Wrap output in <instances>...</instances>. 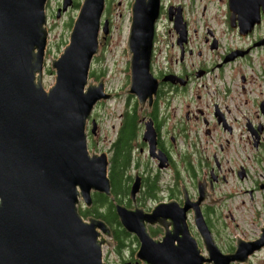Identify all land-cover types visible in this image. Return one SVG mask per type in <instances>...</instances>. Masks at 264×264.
<instances>
[{
    "label": "water",
    "instance_id": "water-1",
    "mask_svg": "<svg viewBox=\"0 0 264 264\" xmlns=\"http://www.w3.org/2000/svg\"><path fill=\"white\" fill-rule=\"evenodd\" d=\"M47 1L0 0V264H104L102 246L110 238L109 229L101 220L84 221L77 207L80 201L90 205L91 193L110 197L108 160L105 155H89L86 143V124L94 106L112 98L104 92L103 81L89 83L90 65L100 50L99 33L109 32V21L101 24L105 0H83L68 45L58 58H49L54 84L45 90ZM71 5V0H63L56 17ZM260 8L264 13V2L258 0L229 1L231 14L239 15L241 36L260 23ZM159 12L160 0H133L131 5L126 93L140 105L151 102L158 88L150 61ZM214 116L226 128L221 115ZM248 129L257 147L262 128ZM143 139L154 155V130L146 127ZM238 177L244 176L240 172ZM201 184L194 219L205 255L184 222L185 209L183 217L176 218L172 204L158 205L148 215L116 206L121 226L139 240L136 257L144 264H245L264 249L261 227L259 239H236L234 253L219 251L199 208ZM138 191L136 179L131 197ZM168 217L174 221L171 229L164 223ZM154 222L165 230L161 242L146 233V224Z\"/></svg>",
    "mask_w": 264,
    "mask_h": 264
},
{
    "label": "flooded vegetation",
    "instance_id": "flooded-vegetation-1",
    "mask_svg": "<svg viewBox=\"0 0 264 264\" xmlns=\"http://www.w3.org/2000/svg\"><path fill=\"white\" fill-rule=\"evenodd\" d=\"M229 1L161 0L151 59V70L158 81V88L152 101L140 105L134 95L122 93L124 101L117 114L118 121L110 127L114 132L113 138L108 137L107 132L103 130L105 122L110 123L116 119L113 113L104 111L108 101L100 102L97 105L98 112L88 120L86 139L89 153L96 156L105 155L110 167L111 160L117 155L116 144L121 130L135 108L136 136L129 142V152L126 151L129 158V167L124 172L128 188L126 194L121 196L118 202L112 194L109 197L101 193H91L90 205H85L83 201L78 205V213L83 219L85 217V220H101L96 216V212L110 218L109 224L101 220L110 233V238L105 244V254L103 251L104 264H144L136 257L140 247L139 240L121 226L116 212L117 205L130 212L139 210L137 215H148L158 205L172 204V208L177 212L176 218L183 217L182 210L185 209L184 222L191 236L197 243L202 244L194 219V206L200 197L197 186L202 183L204 192L199 208L207 228L213 235L215 220H211V215L225 198L224 195L214 193L213 184L224 181L227 176L222 172L227 170H223L224 160L209 152V145L218 140L220 125L214 118L217 106L212 103V97L203 82L204 77L210 72L230 67V81L238 85L243 92L254 96L259 111L264 109V70H260L259 80L243 75L242 70L244 65L250 68V59L264 51V43H261L264 40V14L260 8V24L243 37L240 35L239 15L231 14ZM74 4L72 0V7ZM220 6L224 9L221 10ZM59 8H56V12ZM230 34L240 41L238 45L229 42ZM245 40H249L248 45L244 44ZM254 44L258 47L253 48ZM235 56L238 57L232 59ZM118 99L113 96L111 100ZM93 120L96 127L92 131L90 123ZM146 127L152 128L156 134L154 155L149 153V142L143 139ZM198 134L202 135L203 144L198 141ZM199 166L204 170L200 179L197 177ZM214 175L218 177L217 181L213 180ZM136 179L139 182V191L132 198L130 189ZM243 193L250 195L248 198L246 195L242 198L249 201L257 193H261V197L264 195L259 184L258 188L244 190ZM96 196L110 202L111 208L102 201L95 205ZM254 214L257 215L255 208ZM112 216L116 218L114 221L111 220ZM173 222L169 217L164 219V223L170 225L169 229L173 227ZM251 222L256 232L240 233V236L230 238L228 241L231 247L227 253H234L236 237H240L242 241L259 239L264 221L256 218L251 219ZM236 227L237 224H234V228ZM146 233L152 241L161 242L165 230L162 225L154 222L153 225L146 224ZM256 233L258 235L252 237ZM214 243L216 244L215 240ZM216 245L218 247V244ZM261 253H264V249L249 257L246 264H251L253 257Z\"/></svg>",
    "mask_w": 264,
    "mask_h": 264
},
{
    "label": "rangeland",
    "instance_id": "rangeland-1",
    "mask_svg": "<svg viewBox=\"0 0 264 264\" xmlns=\"http://www.w3.org/2000/svg\"><path fill=\"white\" fill-rule=\"evenodd\" d=\"M107 1L108 3L105 2L106 10L104 11V18L110 21V31L105 40L100 35V50L97 56L94 57L91 68L98 74L104 73V76H100L99 80H103L105 91H109L114 97L119 98L116 101L112 100L108 102L104 108L106 113H113L114 117H116L110 123L109 121L105 122L103 126V130L107 132L108 137L113 138L114 132L110 127L111 124H116L118 121L117 114L120 112L124 101L122 91L126 88L129 80L128 66L130 57L129 54L126 57L125 43L130 24V5L132 0ZM74 2L80 5L82 0H74ZM61 3L62 0H49L46 6L48 40L42 76V85L45 90L54 84V71L50 68L49 58L55 60L68 44V35L79 9V6H71L56 18V8L58 6L61 7ZM220 9L223 10L224 7L220 6ZM229 42L235 45L240 43L231 34ZM248 43L249 40L244 41L245 45H248ZM249 66L250 68L246 65L243 66V75L253 76L255 80H259L261 77L260 70H264V51L260 52L257 56H253L250 59ZM224 74L226 78L229 76V68L224 70ZM89 83L96 85L98 81L90 79ZM238 95L240 94H235V96ZM244 99L247 100L248 98ZM97 112L96 108L95 114ZM262 123L264 124V119ZM209 152L216 155L217 158L225 157L227 159V161L222 162L224 165L223 170H227V172H222V174H226V179L213 184L214 193L219 196L224 195L225 198L220 201V205L212 212L211 220H215V226L214 228L212 227L213 235L211 234V238L213 242L215 240L216 244H218V249L222 254H229L227 252L231 247L230 241H228L230 238L240 236V233H255L256 230L253 229L251 219L261 218L264 221V195L261 197V193H257L251 201L242 199L246 195L243 191L252 187V181L259 180L264 175V151L261 149L258 152H246L239 156H232L229 154L231 151L226 147L224 134H219L218 140L214 144L209 145ZM242 166L249 171L250 179L240 180L238 178L240 172L242 176L245 175L246 170ZM198 168L197 177L200 179L204 170L201 169V166ZM207 170L205 169V171ZM217 179L218 177L214 175L213 180L217 181ZM261 186H264V182L260 184ZM260 189L264 191V188ZM246 196V198L250 197L249 194ZM246 200V203H242V201ZM254 208L257 215L254 214ZM234 224H237L236 228H234ZM257 235L256 233L252 237ZM236 238L234 239V243H236ZM199 247L205 255L206 253L202 244H199ZM105 248L106 245L104 244V254L106 252ZM251 264H264V253L253 257Z\"/></svg>",
    "mask_w": 264,
    "mask_h": 264
},
{
    "label": "trees",
    "instance_id": "trees-1",
    "mask_svg": "<svg viewBox=\"0 0 264 264\" xmlns=\"http://www.w3.org/2000/svg\"><path fill=\"white\" fill-rule=\"evenodd\" d=\"M79 3H77V7ZM100 76H104V73L98 74L94 69H92L89 73V78L93 81H98ZM129 120L125 123L123 129L121 130V135L119 141L117 142V150L115 157L111 160V165L109 167L108 178L111 186V193L116 201L121 200V196H124L128 190L126 186L127 178L125 177V170L129 167V158L127 157V152L130 150L129 142L132 141L136 136V123L134 122V118L136 117L135 108L133 114L129 116ZM115 146V147H116ZM119 155V157H118ZM100 201L102 203L107 204V207L111 208V203L107 202L105 199L96 196L94 198V204L97 205ZM96 216L103 220L106 224H109L110 218L105 216L102 213L96 212ZM84 217V216H83ZM85 219V217H84ZM115 216L111 217V220H115Z\"/></svg>",
    "mask_w": 264,
    "mask_h": 264
},
{
    "label": "built area",
    "instance_id": "built-area-1",
    "mask_svg": "<svg viewBox=\"0 0 264 264\" xmlns=\"http://www.w3.org/2000/svg\"><path fill=\"white\" fill-rule=\"evenodd\" d=\"M229 85L226 78L219 79L217 82V90L220 92H228ZM235 94H240L235 96ZM245 96L232 88V93H226L225 101L218 102L220 109L226 115L227 123L232 127V135L226 136L228 140V150L230 154L237 156L250 149V138L244 129L243 116H247L249 105L244 99ZM252 123L256 122L252 120Z\"/></svg>",
    "mask_w": 264,
    "mask_h": 264
}]
</instances>
